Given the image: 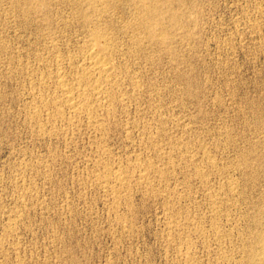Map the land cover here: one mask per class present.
Here are the masks:
<instances>
[{"label":"rangeland","instance_id":"obj_1","mask_svg":"<svg viewBox=\"0 0 264 264\" xmlns=\"http://www.w3.org/2000/svg\"><path fill=\"white\" fill-rule=\"evenodd\" d=\"M91 1L0 0V264H263L264 0ZM93 28L110 93L56 116Z\"/></svg>","mask_w":264,"mask_h":264},{"label":"bare ground","instance_id":"obj_2","mask_svg":"<svg viewBox=\"0 0 264 264\" xmlns=\"http://www.w3.org/2000/svg\"><path fill=\"white\" fill-rule=\"evenodd\" d=\"M91 0H89V2H90ZM106 1V0H105ZM139 1V0H138ZM145 2H146V0H144ZM150 1V0H149ZM156 1V0H155ZM93 1H91V3H92ZM100 2V1H99ZM98 2V3H99ZM104 2V1H103ZM103 2H101V3H103ZM110 3H112V2H110ZM125 3V2H124ZM128 4H129V1L127 2ZM131 3V2H130ZM139 3V2H138ZM108 4V3H107ZM134 4V3H133ZM141 4V3H140ZM144 4V3H143ZM150 4V3H149ZM121 5H123V4H121ZM146 5V4H145ZM91 6H92V4H91ZM125 6V5H124ZM131 6V5H130ZM141 7V6H140ZM81 8V7H80ZM133 8V7H132ZM131 8V9H132ZM151 8V7H150ZM134 9V8H133ZM145 9V8H144ZM106 10V9H105ZM126 10V9H125ZM140 11V10H139ZM139 11H137V12H139ZM77 12V11H76ZM161 12V11H160ZM91 13V12H90ZM146 14V13H145ZM151 14V13H150ZM175 15V14H174ZM113 16V15H112ZM126 16V15H125ZM133 16V15H132ZM136 16V15H135ZM158 16H159V14H158ZM138 17V16H137ZM150 17V16H149ZM83 18H84V16H83ZM113 18V17H112ZM154 18H155V16H154ZM86 19H87V17H86ZM86 19H84L85 20V22H86ZM97 19H99L98 17H97ZM110 19V18H109ZM130 19H132V18H130ZM143 19V18H142ZM174 19V18H173ZM88 20V19H87ZM105 20V19H104ZM141 20V19H140ZM139 20V21H140ZM156 20H158V19H156ZM142 21V20H141ZM147 21V20H146ZM84 22V21H83ZM88 22H90V21H88ZM87 22V23H88ZM114 22H115V20H114ZM113 22V23H114ZM131 22H132V20H131ZM154 22V21H153ZM156 22V21H155ZM161 22V21H160ZM138 23V22H137ZM142 23H143V21H142ZM144 23H145V21H144ZM89 24V23H88ZM94 24V23H93ZM163 25V24H162ZM174 25H175V23H174ZM88 26V25H87ZM97 26V25H96ZM143 26V25H142ZM158 26V25H157ZM160 26V25H159ZM84 27V26H83ZM100 27V26H99ZM130 27V26H129ZM146 27V26H145ZM162 27V26H161ZM144 28V27H143ZM92 29V28H91ZM94 29V28H93ZM97 29V28H96ZM159 29V28H158ZM95 30V29H94ZM98 30V29H97ZM102 30V29H101ZM108 30V29H107ZM132 30H133V28H132ZM165 30V29H164ZM84 31V30H83ZM96 31V30H95ZM103 31H105V30H103ZM124 31H126V29L124 30ZM135 31V30H134ZM159 31V30H158ZM92 32V31H91ZM90 32V34H93V32L91 33ZM164 32V31H163ZM83 33H85V32H83ZM141 33V32H140ZM150 33V32H149ZM158 33V32H157ZM167 33V32H166ZM138 34V33H137ZM144 34V33H143ZM135 35V34H134ZM140 35V34H139ZM150 35V34H149ZM105 36V35H104ZM91 37V36H90ZM106 37V36H105ZM171 37V36H170ZM91 38H93L92 39V43H91V45L89 46L90 48L87 50V57H86V63H85V67H83L84 68V71L85 72H83L84 74H83V76L82 77H79V78H77L76 79V77H75V79H73V78H71L73 81L72 82H70L69 80H68V78H65V77H67V76H63V74L62 75H60L61 73H59V72H56V74L58 73V79L56 78V80H57V85L59 84V87H60V89H61V98L60 99H58V100H56L55 98H54V100H56V101H58V103L60 102V104L59 105H61L62 107H64V108H61V107H59L58 106V104H57V107L58 108H56V116H58L59 115V117H60V115H61V117L64 115H66V113L67 112H69L72 116H74V114H78L79 113V116H81L80 115V113H83V114H85L84 112H90V111H92V108H93V106H92V103L90 102V101H92V100H88L87 101V99H86V90L84 89V87H83V82L86 80V79H88V80H91V81H93L92 83H93V87H92V91L89 89V88H87L86 87V89H88V91L90 90L91 91V93L93 92V95L95 96L94 98L96 99V101H102V99L104 100L105 98L107 99V95L110 93L109 92V90H108V88L106 87V85L105 84H100L101 83V80L102 79H111L112 77H114V66H113V64H112V61L114 60V59H112V61L106 56V52L108 51V47H110V45H107V44H104V42L106 41H104L103 42V40L105 39V38H103V34L98 30V31H96L94 34H93V37H91ZM136 38V37H135ZM141 39V38H140ZM145 39H146V37H145ZM171 39V38H170ZM88 40V39H87ZM147 40V39H146ZM162 40V39H161ZM91 41V40H90ZM107 42V41H106ZM138 42V41H137ZM140 42V41H139ZM57 43V42H56ZM142 43V42H141ZM155 43V42H154ZM117 44V43H116ZM133 44V43H132ZM144 44V43H143ZM152 45H154V44H152ZM160 45V44H159ZM52 46V45H51ZM132 46V45H131ZM137 46V45H136ZM140 46H142V45H140ZM170 46V45H169ZM88 47V46H87ZM113 47V46H112ZM134 47V46H133ZM153 47V46H152ZM156 47H158V46H156ZM168 47V46H167ZM167 47H165V48H167ZM111 48V47H110ZM119 48H120V46H119ZM60 49V48H59ZM83 50V49H82ZM114 50V49H113ZM115 51V50H114ZM111 52V51H110ZM130 52H132V51H130ZM60 54V53H59ZM110 55V54H109ZM112 55V54H111ZM131 56V55H130ZM66 57V56H65ZM113 57V56H112ZM117 57V56H116ZM67 59V58H66ZM73 62V61H72ZM59 63H60V61H59ZM118 64V63H117ZM122 64H123V62H122ZM126 65V64H125ZM82 66V65H81ZM63 67V66H62ZM75 67V66H74ZM124 67V66H123ZM57 68H58V66H57ZM64 69H65V67H64ZM79 69V68H78ZM81 70H82V68H81ZM60 72H62V71H60ZM66 72V71H65ZM73 72V71H72ZM82 72V71H81ZM52 73V72H51ZM64 73V72H63ZM75 73H77V72H75ZM79 73V72H78ZM54 74V73H53ZM52 74V75H53ZM66 75V74H65ZM69 75V74H68ZM80 75H82V74H80ZM115 75H116V73H115ZM36 76V75H35ZM51 76V75H50ZM49 76V77H50ZM76 76H78L77 74H76ZM41 77H43V76H41ZM48 77V78H49ZM55 77V76H54ZM116 77H118L117 75H116ZM46 78H47V76H46ZM45 77H44V79H46ZM47 78V79H48ZM52 78V77H51ZM50 78V79H51ZM70 79V78H69ZM70 79V80H71ZM118 79V78H117ZM122 79V78H121ZM100 80V83L98 82ZM109 80H106V81H109ZM41 81V80H40ZM51 81H53V80H51ZM103 82H104V80H102ZM111 81V80H110ZM114 81H116V79H114ZM113 81V82H114ZM85 82H89V81H85ZM50 83V82H49ZM91 83V82H90ZM91 83V84H92ZM106 83V82H105ZM135 83V82H134ZM87 84V83H86ZM40 85V84H39ZM105 85V86H104ZM108 85V84H107ZM111 85H113V84H111ZM114 85H116V84H114ZM38 86V85H37ZM44 86H45V84H44ZM86 86V85H85ZM46 87V86H45ZM110 87H112V86H110ZM120 87V86H119ZM134 87V86H133ZM113 88V87H112ZM34 89V88H33ZM44 89V88H43ZM59 89V88H58ZM111 89V88H110ZM115 90V89H114ZM35 91V90H34ZM37 92V91H36ZM58 92H60V91H58ZM109 92V93H108ZM113 92V91H112ZM35 93V92H34ZM57 94V93H56ZM60 95V94H59ZM90 95V94H89ZM115 95V94H114ZM34 96V95H33ZM45 96V95H44ZM92 96V94L90 95V97ZM116 96V95H115ZM114 96V97H115ZM51 97V96H50ZM58 97V96H57ZM93 97V96H92ZM110 98V97H109ZM42 99H43V97H42ZM105 99V100H106ZM109 100V99H108ZM118 100V99H117ZM49 102V101H48ZM50 102H51V100H50ZM49 102V103H50ZM54 102V101H53ZM90 102V103H89ZM103 102V101H102ZM45 103V102H44ZM46 103H47V101H46ZM120 103V102H119ZM38 104V103H37ZM53 104H55V103H53ZM117 104V103H116ZM50 105H52V102L50 103ZM56 105V104H55ZM100 105H101V103H100ZM47 106H48V104H47ZM94 106H95V103H94ZM113 106V105H112ZM40 107H41V104H40ZM56 107V106H55ZM35 108V107H34ZM53 108V107H52ZM95 108V107H94ZM93 108V109H94ZM98 108V107H97ZM105 108V110H106V107H104ZM110 108V107H109ZM50 109V108H49ZM54 109V108H53ZM96 109V108H95ZM100 109H102V108H100ZM31 110V109H30ZM37 110V109H36ZM103 110V109H102ZM108 111H109V109H107ZM38 111V110H37ZM43 111V110H42ZM49 111V110H48ZM52 111L53 110H51V113H52ZM107 111V112H108ZM30 112V111H29ZM36 112V111H35ZM39 112V111H38ZM31 113V112H30ZM34 113V112H33ZM50 113V112H49ZM96 113V112H95ZM94 113V114H95ZM105 113V112H104ZM114 113V112H113ZM46 114V113H45ZM98 114V113H97ZM96 114V115H97ZM107 114V113H106ZM105 114V115H106ZM37 115V114H36ZM70 115V116H71ZM34 116V115H33ZM46 116V115H45ZM51 116H53V115H51ZM67 116V115H66ZM69 116V115H68ZM32 117V116H31ZM76 117V116H75ZM84 117V116H83ZM87 117V116H86ZM88 117H91V115L90 116H88ZM93 117V116H92ZM100 117V116H99ZM64 118V117H63ZM62 118V119H63ZM77 118V117H76ZM95 118V117H94ZM93 118V119H94ZM102 118V117H101ZM106 118V117H105ZM111 118V117H110ZM44 119V118H43ZM57 119V118H56ZM70 119V118H69ZM84 119H86V118H84ZM33 120V119H32ZM52 120V119H51ZM75 120V119H74ZM39 121V120H38ZM61 121V120H60ZM70 121V120H69ZM91 121V120H90ZM94 121H95V119H94ZM107 121V120H106ZM45 122V121H44ZM92 122V121H91ZM103 122H105V121H103ZM37 123V122H36ZM51 123H53V122H51ZM82 123V122H81ZM89 123V122H88ZM100 123H102V122H100ZM90 124V123H89ZM97 124V123H96ZM37 125V124H36ZM63 125V124H62ZM58 126V125H57ZM75 126V125H74ZM99 126V125H98ZM47 127H48V125H47ZM69 127V126H68ZM139 127V126H138ZM57 128V127H56ZM67 128V127H66ZM92 128H93V126H92ZM107 128H108V126H107ZM148 128V127H147ZM43 129V128H42ZM45 130V129H44ZM60 130V129H59ZM52 131H53V129H52ZM68 131V130H67ZM98 131V130H97ZM62 132V131H61ZM96 132V131H95ZM101 132V131H100ZM57 133V132H56ZM63 133V132H62ZM42 134V133H41ZM101 134V133H100ZM53 135V134H52ZM43 136V135H42ZM46 136V135H45ZM208 157V156H207ZM139 158V157H138ZM189 158V157H188ZM145 159V158H144ZM136 160V159H135ZM138 160V159H137ZM191 161V160H190ZM149 162H151V161H149ZM149 162H148V164H149ZM154 162V161H153ZM141 163V162H140ZM152 163V162H151ZM147 164V163H146ZM146 164H144V165H146ZM153 164V163H152ZM156 164V163H155ZM143 165V166H144ZM151 165V164H150ZM148 166V165H147ZM130 167V166H129ZM134 167V166H133ZM140 167V166H139ZM207 167V166H206ZM108 168V167H107ZM106 168V169H107ZM126 168V167H125ZM147 168V167H146ZM155 168V167H154ZM110 169V168H109ZM109 169H107V170H109ZM138 169V168H137ZM148 169V168H147ZM150 169V168H149ZM116 170V169H115ZM124 170V169H123ZM127 170H129V169H127ZM153 170V169H152ZM199 170V169H198ZM205 170V169H204ZM139 170H137V172H138ZM144 171V170H143ZM108 172V171H107ZM147 172H149V171H147ZM110 173V172H109ZM126 173V172H125ZM131 173V172H130ZM107 174V173H106ZM128 174V173H127ZM132 174V173H131ZM136 174V173H135ZM140 174V173H139ZM144 174V173H143ZM142 174V175H143ZM164 174V173H163ZM197 174H199V173H197ZM103 175V174H102ZM133 175V174H132ZM131 175V176H132ZM150 175H152V173L150 174ZM106 176V175H105ZM104 176V177H105ZM108 176V175H107ZM137 176V175H136ZM162 176V175H161ZM206 176V175H205ZM103 177V176H102ZM143 177H144V175H143ZM147 177V176H146ZM201 177H202V175H201ZM107 179H106V182L105 183H107V185L106 186H109V185H111V184H115L116 185V187H118V186H120V188L122 187V189H123V191H125L124 189H126L125 187H126V185H127V178L124 176V173L123 172H116V173H114V174H112L111 173V175H110V177H106ZM140 178V177H139ZM102 179V178H101ZM104 179V178H103ZM147 179H149V178H146V180ZM131 180V179H130ZM140 180V179H139ZM145 180V181H146ZM102 181V180H101ZM142 182H144L143 180H141ZM148 181V180H147ZM132 182H134V181H132ZM151 182H153V181H151ZM128 183H129V181H128ZM148 183V182H147ZM149 183H150V181H149ZM100 184V183H99ZM142 184V183H141ZM145 184V183H144ZM151 184V183H150ZM131 185V184H130ZM139 185V184H138ZM143 185V184H142ZM147 185V184H146ZM125 186V187H124ZM129 186V185H128ZM134 186V185H133ZM102 187H103V183H102ZM111 187V186H110ZM113 187V186H112ZM229 187V186H228ZM107 188V187H106ZM153 188V187H152ZM105 189V188H104ZM113 189V188H112ZM122 189H120V190H122ZM107 190V189H106ZM108 190H110V189H108ZM116 190V189H115ZM118 190V189H117ZM116 190V191H117ZM112 191V190H111ZM128 191V190H127ZM154 191V190H153ZM152 191V192H153ZM155 191H156V189H155ZM104 192H105V190H104ZM110 194H111V192L110 191H108ZM119 192V191H118ZM121 192V191H120ZM119 192V193H120ZM212 192V191H211ZM112 193H114V192H112ZM129 193V192H128ZM118 194V193H117ZM121 194V193H120ZM27 195V194H26ZM113 195H116V194H113ZM124 196H125V194H123ZM126 195H128V194H126ZM164 195V194H163ZM111 196H112V194H111ZM212 196V195H211ZM113 197V196H112ZM118 197H120V195L118 196ZM122 197V196H121ZM126 197V196H125ZM115 198H116V196H115ZM174 198V197H173ZM119 199V198H118ZM128 199V198H127ZM180 199V198H179ZM183 199V198H182ZM120 200V199H119ZM118 200V201H119ZM124 200V199H123ZM220 200V199H219ZM115 201H117V198H116V200ZM215 201H217V200H215ZM119 203V202H118ZM218 204V203H217ZM18 214H16V216H17ZM169 215V214H168ZM120 218V217H119ZM179 220V219H178ZM119 221V220H118ZM123 221V220H122ZM175 221H177V220H175ZM180 221V220H179ZM124 222H125V220H124ZM174 224V223H173ZM214 224H216V223H214ZM12 225V224H11ZM176 225H178V224H176ZM172 226V225H171ZM175 226V225H174ZM179 226V225H178ZM215 226V225H214ZM173 227V226H172ZM176 227V226H175ZM200 227V226H199ZM176 228H179V227H176ZM174 229V228H173ZM217 229V228H216ZM215 229V230H216ZM184 230V229H183ZM197 230V229H196ZM200 230V229H199ZM187 231V230H186ZM207 235V234H206ZM180 237V236H179ZM173 240V239H172ZM219 240V239H218ZM189 241V240H188ZM263 242V241H262ZM255 243V242H254ZM210 247V246H209ZM250 247V246H249ZM260 248V247H259ZM256 249V248H255ZM260 249H262L261 251V253H262V255L264 256V246H262V248H260ZM220 250V249H219ZM189 251V250H188ZM230 251V250H229ZM253 252V251H252ZM259 252V251H258ZM187 253V252H186ZM186 253H184V255L186 254ZM182 254H183V252H182ZM188 254V253H187ZM257 254V253H256ZM256 254H254V255H256ZM190 255V254H189ZM249 255V254H248ZM261 255V256H262ZM191 256V255H190ZM190 256L188 257H186V259L187 260H184L185 262L186 261H188L189 263L190 262H192L191 261V258H190ZM225 256V255H224ZM241 256V255H240ZM260 255H258L257 257H259ZM262 256V257H263ZM193 257V256H192ZM184 258V257H183ZM182 258V259H183ZM224 258H226V257H224ZM228 258V257H227ZM193 260H194V258H192ZM222 259H223V257H222ZM245 259V258H244ZM260 259V261L262 262V260H261V257L259 258ZM259 259H257V262H258V260ZM263 259V258H262ZM180 260H181V257H180ZM252 261L251 262H255V259L253 258V259H251ZM254 260V261H253ZM264 260V259H263ZM250 262V261H249ZM187 263V262H186ZM194 263H196V262H193V264ZM248 264V263H247ZM262 264V263H261ZM263 264H264V262H263Z\"/></svg>","mask_w":264,"mask_h":264}]
</instances>
